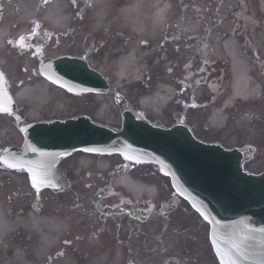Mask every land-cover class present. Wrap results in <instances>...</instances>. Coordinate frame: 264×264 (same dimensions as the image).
<instances>
[{
	"label": "bare ground",
	"instance_id": "obj_1",
	"mask_svg": "<svg viewBox=\"0 0 264 264\" xmlns=\"http://www.w3.org/2000/svg\"><path fill=\"white\" fill-rule=\"evenodd\" d=\"M90 1L92 10L80 21L91 33H104L106 30L110 31L108 28L111 26L116 29L121 25L131 35L130 38L122 36L121 39L116 37L108 40L99 66L102 72L111 73L115 85L123 90L127 83L137 82L146 69L147 56L141 50L139 40L147 38L156 44L163 33L164 24L175 20L173 0H125L114 13L111 4L116 0ZM7 3L8 15L0 26V50H3L5 38L10 36L8 30L13 16L12 9L15 7L20 12L17 20L22 26L40 18L42 27L50 36L63 35L74 25L79 27L78 6L76 9L68 5L66 0H51L44 7L42 4L41 11L40 0H7ZM259 6L264 14V0L259 1ZM183 21L184 18L178 26H182ZM115 33L113 37L118 36L120 30ZM226 53L233 70L232 96L228 103L238 99L252 102L261 98L262 87L259 82L250 78L248 59L238 50L234 40L226 44ZM20 81L22 86L17 88L15 96L20 104L27 105L29 120H39L41 111L53 113L51 115L69 111L72 103L58 88L48 85L37 76L27 74L21 76ZM96 100L100 107L97 119L101 121L106 119L103 114L107 113L112 101L102 97H96ZM149 102L152 101L146 99L143 106ZM153 104V113L159 112L162 101L155 98ZM226 112L215 110L211 113L209 122L213 131L221 128ZM247 116L253 118L254 114ZM258 119L262 120L264 116ZM228 124L226 122V126ZM7 127V132H4V128L0 129V138L8 142L16 137V132L12 127ZM7 135L10 139L6 138ZM228 139L231 144L252 143L255 160L264 162V159H260L264 157L262 126L256 125L252 120L244 121L237 128L236 136H228ZM104 163L103 160L99 161L98 167L103 169ZM87 164L86 158H80L77 168L81 170ZM13 178L17 177L0 173V183L5 180L9 182ZM120 181L130 190H140L136 184L124 179ZM148 191L149 195L154 193L152 189ZM8 194L0 190V264H139L131 261L134 255L131 256L130 252L135 253L136 250L127 253L128 248L124 246L126 240L119 229L112 226L102 232L94 229L95 225L110 226L111 220L96 215L92 209L67 206L70 200L59 206L54 203V198L47 200L42 208L25 206L21 204V200L11 197V192ZM68 241L77 242V245L73 248L63 245ZM136 257L141 259L137 251Z\"/></svg>",
	"mask_w": 264,
	"mask_h": 264
},
{
	"label": "water",
	"instance_id": "obj_2",
	"mask_svg": "<svg viewBox=\"0 0 264 264\" xmlns=\"http://www.w3.org/2000/svg\"><path fill=\"white\" fill-rule=\"evenodd\" d=\"M43 74L74 94L86 90L110 93L103 77L77 59L56 60ZM3 83L0 74V109L11 112L12 103ZM21 130L26 138L24 152L29 151L34 159H41V152L66 156L81 150L95 154H120L123 158L131 157L126 160L132 162L160 164L172 178L176 190L189 197L193 206L210 222V236L217 240L216 247L213 246L215 253L217 247L227 251L231 240L238 241L237 234L244 233L245 225L264 228V173L260 176L245 174L241 170L242 156L239 152L201 144L185 128L162 130L136 118L129 111H123L120 132L81 117L64 123L23 126ZM33 147L38 151L33 152ZM25 156L30 160V155L25 153ZM180 181L205 201L216 216L202 208L195 197L187 196ZM255 236L256 239L249 242L254 245L249 250L252 254L242 259L240 264H259L264 260V246L260 245L264 234L256 233Z\"/></svg>",
	"mask_w": 264,
	"mask_h": 264
},
{
	"label": "flooded vegetation",
	"instance_id": "obj_3",
	"mask_svg": "<svg viewBox=\"0 0 264 264\" xmlns=\"http://www.w3.org/2000/svg\"><path fill=\"white\" fill-rule=\"evenodd\" d=\"M41 6L39 7V11H41L42 4L43 7L50 3L51 0H40ZM72 1V3L75 4L76 0H68ZM119 6V2H116L113 4V7ZM8 3L7 0H0V26L3 24L5 19L7 18V9H8ZM243 10L241 11V15L239 18H241L243 22V32L244 30L250 26L251 19L247 15L246 7L242 5ZM91 12V7L88 5L84 6V10H81L78 12L79 18L82 19V17L86 16V14H89ZM19 10L15 7L12 9V20L10 22L9 26V32L12 34H15L19 32V36L14 38L13 40L6 39L4 40V47L7 51H9L14 58L12 60L18 61L20 63L28 62L32 66V72L38 73L39 65L42 62L44 58H47L48 55H82L89 59V52L90 49L87 46L91 45V39L89 44L84 48H77L75 46V30L72 31L67 30L65 34H63L62 38L57 41L56 45L52 48L50 44H48L45 40V37H48L45 34V31L43 30L41 23L39 21L40 18L36 19L35 22H29L25 26H22L17 18L19 16ZM77 16V15H76ZM78 17V16H77ZM79 27H75L76 29H79L81 32V40H87L83 36V31L85 28L80 24ZM39 25L38 28H36V25ZM199 33L192 34L190 36H187L184 38V41L187 43V48L189 49L188 52V60L187 64L185 66V69L182 73V79L184 82H186V89L194 90V84H197V89L201 96L204 98L206 97L207 102H214L218 99V97L222 95H228V87L231 75L229 73L228 65L218 61L214 56V48L217 45V43L221 40V36L218 32H214V28H199ZM35 31V35H33V32ZM23 38V39H21ZM58 39V38H57ZM11 41V43H9ZM64 41L65 49H58L59 48V42ZM22 45V46H19ZM146 47H148L147 44H145ZM53 53V54H51ZM59 55V56H60ZM5 57H10V55L4 54ZM41 56V57H40ZM153 64V62H152ZM201 87V88H200ZM9 88V86H8ZM200 88V89H199ZM170 121V122H169ZM169 124L179 122V123H185L183 119L176 118L174 116L173 118H170L167 120ZM194 129V127H193ZM68 160L61 161L57 167L58 171H60V179L63 185V192H67L71 190L73 184L70 180V177L73 175V169L72 166L70 167L68 164H66ZM9 170V169H7ZM15 173V175L25 178V175L21 171H10ZM99 181H101L100 177H97ZM97 187L94 189V192L91 196V198L94 200L96 195H99V205L100 206H109L110 208H120L122 206L128 205L127 207H130L131 204L126 200L123 199L119 194L113 193L107 189L103 185V183L96 184ZM103 192V193H102ZM50 193L49 191H41V193ZM176 199L171 198L164 206L170 207L175 203ZM132 214L135 212L136 216L138 217L140 215V211L136 209H132ZM151 212V210H150ZM155 213L161 212L155 211ZM131 214V216H133ZM116 216H120L122 218L127 219V226L131 229V231L137 226L134 224V218H132L130 215L126 214H117L114 210H112L111 218H115ZM159 221V220H158ZM169 224V222H168ZM160 227V226H159ZM165 229L160 227L159 231L162 232ZM197 233L198 229L195 230ZM192 238H197L201 242H204L203 236L201 234L193 235ZM167 236L160 234H156L154 236V249H158L160 252V260L159 264H203L202 260L199 258H182L180 259L176 254L184 249L187 248V245L181 244L176 241H167L165 240ZM201 244L198 242H192L189 247L192 249H200ZM167 250H170L172 252L168 253Z\"/></svg>",
	"mask_w": 264,
	"mask_h": 264
},
{
	"label": "rangeland",
	"instance_id": "obj_4",
	"mask_svg": "<svg viewBox=\"0 0 264 264\" xmlns=\"http://www.w3.org/2000/svg\"><path fill=\"white\" fill-rule=\"evenodd\" d=\"M187 1H188V7H187V11L184 13V16H183L184 21H183V24L181 26L182 29L189 30L190 28L197 26V24L194 25V23H195V21L197 22L198 19H199V22L198 23H200L201 25L207 26L205 23H207L209 25H212L213 19H214V13H213L214 10L213 9L216 6V4L218 3V2H216V0H187ZM187 1L186 0H183V2H182V8L187 5ZM194 1H195V3H194ZM226 4H229V3H226ZM195 5L199 6L201 11L198 12L195 9ZM195 16H197V19L195 18ZM181 17H182V15H181ZM208 18H211V21L210 22L207 21ZM184 30H182V32H184ZM120 35L118 37H120ZM123 35L127 36L126 34H123ZM179 48H182L179 44H175V45H172L171 48H167V51L169 53V57L167 58V60H174V59H176V56L173 53V51H176V50L177 51L175 53H176L177 57L179 58L180 55L182 53H184L182 50H179ZM258 48H259V53H260L261 58L264 59V37L261 39ZM95 50L96 49L94 48L93 51H95ZM92 63L94 64V66L96 68H98V66H100L99 65L100 64V61L97 60L96 57L93 58ZM12 64H13V62L8 65V69L10 70V73L14 74V76H15V74L17 73L18 66L17 65H12ZM15 79L18 80V77H16ZM132 85L133 84L128 85L129 86L128 88L129 89L134 88V85L133 86ZM83 101H84L85 104L91 102V104H92L91 107L95 111L96 106H97L96 104H98V102L95 101V98L93 96L87 95L83 99ZM261 103H262V105H255L254 108H256V110H258L260 112L259 114L261 116H264L263 115V113H264V100ZM261 110H262L263 113L261 112ZM74 111L77 114H80V113H84L85 114L86 112L89 111V108L88 107H84V106H79V107L74 108ZM107 111H109V112H107L108 113L107 116L112 120V123L114 124V126H118V121H119L118 120L119 119L118 110L113 105V106H110ZM198 122H199V124H198L197 127H198V132L200 133V135H203V137L206 138V139H208V140L216 139L217 138V136H212V134L209 133V131H206V132L203 131L202 130L201 123H200V119H198ZM254 123L256 125H258L255 121H254ZM260 159H264V157L263 158H260ZM257 165H258V167L253 168L254 166H257ZM245 168H246V170H248L250 172L259 173V172H261V171L264 170V162L261 163L260 160H258V161H255L254 164H250V163L247 164L245 166ZM1 185L5 189L6 195H7L8 192L10 191L9 190L10 187H12V184L9 183L8 186H7V184H5L4 181H2V184ZM15 190L19 193V191H18L17 188H15ZM83 191H86V190L83 189ZM77 196L79 197V202L78 203H80V202H85V200H86V198H87L88 195H87V193L80 194L78 192ZM12 197H14L16 200H19V201L21 200V204H24V205L27 204L26 201H25L26 199L23 200V198L25 197L23 195H17V196H15L13 194ZM65 198H72V200L70 199L71 202L69 204H67V206H74V204L77 203V199L72 194H70L68 197H62L61 200L64 201ZM80 199L83 200V201H81ZM81 205L83 206V204H81ZM82 206H80V208H83L84 207V206L83 207ZM184 208L186 210H184V209L181 208L182 210L179 211L178 213L174 214L172 216V218L176 219L174 221L184 220L185 221L184 222L185 226L183 227V229L184 230H188V228H189V226H188L189 222L191 220H199V217L193 211H191L188 206H187V208L186 207H184ZM182 211H184V212H182ZM151 225H152V223L149 222V223H146V224H141V226H140V234L141 235H145L146 237L149 236L147 238V241H146V245L147 246L149 245V240L151 242V235L154 233V231L151 229ZM204 227H205L204 228L205 234L208 235L209 227L208 226H204ZM174 228H176V227H174ZM170 232H173V230L170 229V231H168L167 234H170ZM183 234H189V233L184 232ZM142 244L145 245L143 242H138L137 245H135V244L134 245L140 247V245H142ZM204 252H205V247H204ZM140 255L143 256L142 254H140ZM204 258H205L206 261L209 262V263H206V264H213V260H212L211 256L209 254H207L206 252L204 253ZM149 264H152V259H151V262L149 261Z\"/></svg>",
	"mask_w": 264,
	"mask_h": 264
},
{
	"label": "snow or ice",
	"instance_id": "obj_5",
	"mask_svg": "<svg viewBox=\"0 0 264 264\" xmlns=\"http://www.w3.org/2000/svg\"><path fill=\"white\" fill-rule=\"evenodd\" d=\"M39 25H36V28H38ZM35 31L33 32V35H35ZM23 39V38H21ZM11 43V41H9ZM22 46V45H19ZM0 111H7V109H0ZM33 152L38 151L36 148L31 149ZM85 151H97L96 149H85ZM41 156H46L48 155L47 153H40ZM67 155V154H65ZM125 159H131V157L125 156ZM0 163H6L2 159H0ZM8 168H15L16 170H27L30 173V178L32 180V186L33 188H37L40 184H45L48 181V176H49V168L51 165H45V164H40V165H35V166H29L27 169H25V164L23 161H17L16 163H7ZM199 212V209H197ZM203 216V213H201ZM260 233L264 234V228H250L247 225H245V230L244 233L237 234L238 236V241L237 240H231L230 242V247L228 248L227 251H222L219 247L216 248V255L220 259V264H240V261L242 259H245L252 253L249 251L254 247L253 244L249 243L250 241H253L256 239L255 234ZM212 239L213 246L216 247L217 245V240ZM260 245L264 246V239L260 241ZM259 264H264V260L259 261Z\"/></svg>",
	"mask_w": 264,
	"mask_h": 264
}]
</instances>
